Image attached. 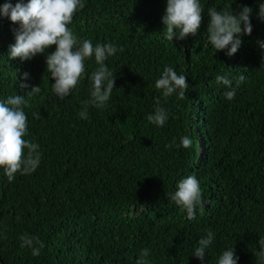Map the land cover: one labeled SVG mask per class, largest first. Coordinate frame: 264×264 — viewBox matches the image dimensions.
Returning a JSON list of instances; mask_svg holds the SVG:
<instances>
[{
	"label": "trees",
	"instance_id": "16d2710c",
	"mask_svg": "<svg viewBox=\"0 0 264 264\" xmlns=\"http://www.w3.org/2000/svg\"><path fill=\"white\" fill-rule=\"evenodd\" d=\"M201 4L200 32L169 41L163 38L166 0H87L69 25L73 33L123 48L106 61L116 79L111 98L104 108L89 105L88 119L78 115L89 99L88 79L57 98L44 55L8 59L17 26L0 19V97L26 96L30 87L21 83L41 89L26 96L25 108V139L39 144V167L12 183L0 170V264H136L145 248L150 264H200L191 254L209 230L216 239L207 264L228 247L238 264H264L254 255L264 235V52L257 44L264 41V21L256 16L257 0ZM240 6L254 10L252 34L234 56L216 53L207 43L208 8L235 13ZM165 66L185 75L188 88L182 100H161L170 115L156 127L147 116L161 96L155 81ZM97 67L94 59L86 62L88 73ZM217 75L234 86L245 77L232 101ZM185 135L191 148L166 147ZM191 175L204 201L195 220L170 200ZM25 233L43 242L40 256L20 247Z\"/></svg>",
	"mask_w": 264,
	"mask_h": 264
},
{
	"label": "clouds",
	"instance_id": "9594fccd",
	"mask_svg": "<svg viewBox=\"0 0 264 264\" xmlns=\"http://www.w3.org/2000/svg\"><path fill=\"white\" fill-rule=\"evenodd\" d=\"M87 0H6L0 5V19H8L14 27V40L8 46L9 60L19 59L21 62L31 61L38 55L45 56L46 71L50 74L51 92L59 99L70 96L77 86L87 78L89 81V99L83 102L82 110L78 113L80 119H88L89 105L95 108L107 106L113 89L115 78L106 61L123 52V48L114 42L93 44L90 39L78 38L69 25L74 15L86 6ZM256 16L264 21V0H257ZM253 8L240 6L238 12L216 7L207 10V43L216 51L234 56L243 44V37L253 32L251 17ZM204 18V8L201 0H166L162 24L163 38L173 41L186 39L189 35L196 36L201 29ZM259 48L264 52V41L257 40ZM55 45V50H48ZM94 59L98 66L88 73L86 62ZM30 79V74L24 72L23 81ZM245 77L239 76L233 85V79L226 75H217L216 84L222 86L224 97L232 101L237 89L244 83ZM21 88H29L28 97H34L41 91L39 86L20 84ZM155 88L161 93L155 101V108L147 116L150 124L163 127L169 119V111L161 100L175 95L184 99L188 88L185 75L178 74L173 67L165 66L155 81ZM25 95L14 94L0 97V170L8 183L16 176L31 175L41 163L39 144L32 143L25 137L28 135V117L25 108L28 100ZM192 140L185 135L174 139L168 148L189 149ZM170 200L186 213L188 220H195L197 210L203 212L204 201L200 182L195 175L187 176L176 184V190ZM19 220V217H17ZM2 238V237H0ZM215 234L209 230L202 236L194 247L191 257L207 264L210 249L215 241ZM20 247L31 251L33 257H38L44 248L43 242L37 236L22 234L19 237ZM258 251L254 253L258 260L264 261V235L258 241ZM150 250L142 249L136 259V264H150L147 259ZM239 256L235 248L228 247L217 257L215 264H238Z\"/></svg>",
	"mask_w": 264,
	"mask_h": 264
}]
</instances>
